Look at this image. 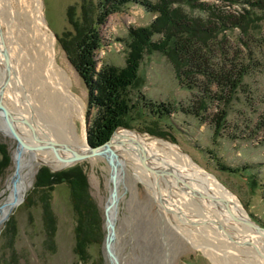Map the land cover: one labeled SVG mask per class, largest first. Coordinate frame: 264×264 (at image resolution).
<instances>
[{
    "label": "rangeland",
    "instance_id": "rangeland-1",
    "mask_svg": "<svg viewBox=\"0 0 264 264\" xmlns=\"http://www.w3.org/2000/svg\"><path fill=\"white\" fill-rule=\"evenodd\" d=\"M41 1L47 21L44 20L45 30L52 32L55 37L56 60L70 76L72 92L84 102V120L86 128L90 123V129L97 110L90 107L88 89L61 44L63 33L72 30L68 22V8L76 5L79 9L81 0ZM206 1L216 3L217 7L232 15H238L245 6L223 0ZM24 10H34V0H0L1 29L14 66L4 98L15 112L30 117L35 126L39 124L42 128L48 126L54 129L48 99H43L41 93L35 92L27 83L30 81L29 73L23 72L22 75L21 72L22 83H18V25L19 29H23L27 20ZM144 11H147L145 7L134 2L124 11L108 15L100 26L103 43L95 53L97 71L106 63L120 67L126 65L129 29L147 26L156 17V14L146 12V15ZM190 12L203 19L212 17L200 9ZM261 30V35L264 36V21L261 23ZM240 34V29L231 28L227 33L228 40L233 41V44L238 43ZM158 38L156 36L154 39ZM241 48L246 54V47ZM253 57L254 66L249 68L243 84L229 101L230 98H221V91L211 85L210 94L199 88H184L176 76L174 65L164 53H146L138 73L139 83L142 80L143 84L133 88L132 103L140 93L155 110L163 102L166 107H171V113L159 125H154L149 118L136 116L132 120L134 128L130 129L150 139H164L172 146H177L194 164L215 176L228 188L239 199L251 219L264 227V44L256 50ZM4 70L5 66L1 74ZM35 89L37 90L36 86ZM217 95L219 99L216 98ZM218 119H222L219 132L216 129ZM74 122L75 129L82 133L85 126L82 118L76 117ZM150 126H155L154 133L146 130ZM120 128L127 129L118 127ZM158 142L159 145L153 148L154 153L158 152L166 158L176 154L172 146ZM0 143H6L11 154V163L1 178V204L9 198L11 177L16 165L17 142L0 131ZM115 148L122 155L126 174L120 185L121 197L116 221V248L122 264H255L253 253L247 250L251 247L254 251L252 245L243 244L241 247L240 243L228 241L223 232L209 226L215 225L214 221L205 219L202 222L204 219H199L203 217L193 204L190 205L193 199L201 203L198 198L200 194L196 190H192L194 193L189 195L190 191L186 189L184 191L187 194H181L184 188H176L163 178L158 179L156 190L166 199L161 205L159 195L147 181L148 173L138 167L137 161L128 154L129 151L124 146ZM154 153L149 154L152 162ZM176 162L170 165L180 166ZM181 162H185L182 155ZM153 163L157 166L155 161ZM75 165H79L87 174L92 205L98 215L101 213L104 218L107 233L105 206L111 189L108 160L106 157L83 159L64 169ZM42 166H48L56 172L50 163L43 162L36 164L29 173L24 201L13 209L10 218L0 226V264H82L74 251L76 219L67 183L56 186L52 192L51 204L57 230L54 248H50L49 242L47 243L40 203L42 191L35 184ZM224 166L228 168L225 169ZM199 188L202 189L203 186ZM191 195H196L197 198ZM183 196L186 200L192 199V202L186 203ZM205 226H209L208 232ZM257 234L264 236L263 231ZM105 236L102 244L90 246L92 256L88 264H110L105 251ZM228 244H238L240 249L229 247Z\"/></svg>",
    "mask_w": 264,
    "mask_h": 264
},
{
    "label": "trees",
    "instance_id": "trees-1",
    "mask_svg": "<svg viewBox=\"0 0 264 264\" xmlns=\"http://www.w3.org/2000/svg\"><path fill=\"white\" fill-rule=\"evenodd\" d=\"M223 1L245 6L238 15L227 13L216 3L206 0H81L80 10L76 5L69 6L67 16L72 30L63 33L61 44L88 89L90 107L97 110L88 131L90 145L106 142L118 127L134 128L132 120L136 116L149 118L154 125L168 119L171 107H166L163 102L155 110L138 92L132 103L133 88L143 84L142 80L139 83L138 73L146 53H164L174 65L176 76L184 88H199L210 94V87L214 86L221 91V98H230L231 101L249 68L255 64L253 56L256 50L264 44V36L261 35L264 0ZM134 2L156 14L155 19L147 26L129 29L125 66L106 63L97 71L95 53L103 43L101 24L110 13L122 12ZM195 9L212 17L203 19L194 15L190 11ZM231 28L240 29V43L233 44L228 40L227 33ZM156 36L159 38L154 39ZM242 46L246 47V54ZM221 120H217V132L220 131ZM151 126L146 130L154 133L155 126ZM0 154L1 184L3 173L11 163L6 143H0ZM63 183L69 185L75 212L74 251L82 264H88L92 256L90 246L102 244L106 232L104 218L92 205L87 174L79 165L58 172L42 166L36 176V188L42 191L40 203L47 243L54 248L57 224L51 198L55 187Z\"/></svg>",
    "mask_w": 264,
    "mask_h": 264
},
{
    "label": "bare ground",
    "instance_id": "bare-ground-1",
    "mask_svg": "<svg viewBox=\"0 0 264 264\" xmlns=\"http://www.w3.org/2000/svg\"><path fill=\"white\" fill-rule=\"evenodd\" d=\"M18 14H20L19 11ZM23 14H25L27 20L25 21L23 29H19L18 25V47L20 48V50L18 49V83H22L21 76L23 75V72L29 73L30 81H27V83L34 88L35 92L37 91L41 93L43 99H48V105L51 107L50 114L55 121H53L55 128L51 129L48 126H46L47 128H42L39 124H36L35 126L30 117L26 116L24 113L21 114L13 111L18 115V119H29L33 123L37 134L43 140H52L58 143L57 150L60 157L69 158L71 156V151L66 150L64 145L69 146L72 150L87 152L89 145L86 136V121L84 120V102L81 97L72 92L70 88V76L56 60V41L53 33L45 30L42 1L34 0V10H24ZM3 38L7 45L6 37L0 24V74L5 66V56L3 54L2 43ZM7 47L9 48L8 45ZM11 66L13 72L14 66L12 65V62ZM21 72L22 75H20ZM10 81L7 85L10 84ZM35 86L37 87V90L35 89ZM76 117L82 118V121L84 122L85 126L82 133H79L75 129L74 121ZM18 130L28 143L32 145L38 144L33 138L31 129L27 125L18 122ZM117 140H123L125 143L116 144L114 148L122 145L129 151L128 154L137 161L138 167L144 170L146 174L148 173L147 181L155 189L157 195L160 193L159 190H156L158 179H164L169 185L176 186V188H184L181 191V194H187L186 191H184L186 189H189V195L193 192L192 190H196L200 194L198 197L201 200L200 204L197 199H193L192 202V199L186 200L184 196L183 198L186 203L192 202L190 205L193 204L196 207L199 215L203 217L199 219H204L202 222H205V219H211L215 222V225L208 224L209 226L217 228V230L219 229V232H223L228 241L233 240L234 242L240 243L241 247H243L242 245L244 242L250 241L254 251L251 247L247 248V250L253 253V258L256 260L255 264H264V236L262 234H257L258 232H264V230L256 231L247 226L243 221H235L232 219L226 206L221 200H219V198L226 199L232 212L237 216L244 219H251V217L241 205L239 199H237L228 188L221 184L215 176L203 171L200 167L194 164L188 156L184 155L177 146H172L173 144L171 145L167 140L156 138L150 139L136 131L124 128L118 129L115 133L113 141L115 142ZM158 141L172 146L176 150L174 153L178 156L175 154L166 158L164 155L161 156L158 152L154 153L153 148L159 145ZM138 144L144 149L149 165L171 171L173 175L166 174V177L164 178L148 171L141 162L139 156L140 147ZM178 151L180 153H178ZM25 152L21 157L23 169L20 185L24 193L28 187L27 177L29 173L33 171L36 164L47 162L54 168L65 167L68 165L67 162L60 161L56 158L52 148L45 150H26ZM118 153L121 155L119 151ZM152 153H154L152 158L157 166L154 165V161H151L150 155ZM181 155L185 161L183 164H181ZM174 162L180 166L170 165L171 163L174 164ZM199 184L201 187L203 186L202 189L199 188ZM11 195L12 189L10 190L8 199L11 198ZM191 196L197 198L196 195ZM163 200L166 201L165 198H163ZM209 226L204 227L207 232ZM228 245L229 247L240 249L238 244Z\"/></svg>",
    "mask_w": 264,
    "mask_h": 264
},
{
    "label": "water",
    "instance_id": "water-1",
    "mask_svg": "<svg viewBox=\"0 0 264 264\" xmlns=\"http://www.w3.org/2000/svg\"><path fill=\"white\" fill-rule=\"evenodd\" d=\"M43 3V1H42ZM44 20L46 21V17L44 15ZM3 43V54L5 56V70L3 74L0 75V131L4 134L14 138L17 142L16 145V151H15V171L11 177V183L10 188L12 189V195L11 198L2 202L0 204V226L7 221L10 218V215L13 211V209L17 206H19L25 199V193L23 192V189L20 187L21 185V179H22V163H21V157L23 153L26 150H45L52 148L57 156V158L60 161L67 162L68 165H71L79 160L83 159H89L93 157H106L108 160L109 166H110V182H111V189H110V195L107 200L106 206H105V218H106V229L107 233L105 236V251L107 258L110 261V264H122L120 261V257L117 253L116 248V239H117V230H116V221L118 218V212H119V204H120V185L121 182L124 180V177H126L125 174V163L121 157V155L118 153V151L114 148L116 144H124L125 141L123 140H117L113 141L114 134L118 130L115 129L110 138L97 146H92L89 144L88 141V129L90 123L87 124V142L89 145V148L87 152H79L76 150H72L69 146L64 145L65 149L68 151H71V156L69 158H62L60 157L57 145L58 143L52 141V140H43L36 132V129L33 125V123L27 119L22 118L18 119V115L13 111V109L7 104L5 100V93L6 89L8 87V82L11 79L10 74L12 73V66H11V55L10 50L5 44L4 38L2 39ZM18 122H21L25 125H27L32 133L33 138L35 141L38 142L36 145H32L28 143L24 137L21 135L20 131L18 130ZM127 128V127H125ZM128 130H132L130 128H127ZM140 147L139 149V156L141 159L142 164L144 167L150 171L151 173H155L157 175L165 176L166 174L173 175L171 171H168L166 169H160L158 167H154L148 164L147 161V155L145 154L144 149L141 147L140 144H138ZM56 171L64 169L62 168H54ZM158 187V186H157ZM194 191V190H193ZM158 200L160 204L162 205L164 200L159 194ZM224 205L226 206V209L229 211L231 217L235 221H243L247 226L250 228L256 230V231H262L264 230V227L256 223L253 219H244L236 214H234L231 210V207L226 199L219 198ZM199 224V223H195ZM244 245H252L250 241L244 242Z\"/></svg>",
    "mask_w": 264,
    "mask_h": 264
},
{
    "label": "crops",
    "instance_id": "crops-1",
    "mask_svg": "<svg viewBox=\"0 0 264 264\" xmlns=\"http://www.w3.org/2000/svg\"><path fill=\"white\" fill-rule=\"evenodd\" d=\"M137 5H138V4H137ZM146 12H149V11H144V13L147 15V13H146ZM145 14H144V15H145ZM151 18L153 19V18H154V16H152ZM152 19H151V20H152Z\"/></svg>",
    "mask_w": 264,
    "mask_h": 264
}]
</instances>
